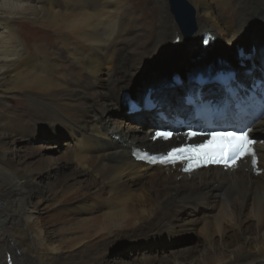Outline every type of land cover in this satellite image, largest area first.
<instances>
[{"label": "bare ground", "instance_id": "1", "mask_svg": "<svg viewBox=\"0 0 264 264\" xmlns=\"http://www.w3.org/2000/svg\"><path fill=\"white\" fill-rule=\"evenodd\" d=\"M154 1L144 11L149 18L130 35L139 21L130 9L136 0H0V264H103L109 247L126 235L135 241L153 236L143 242L152 245L190 230L200 235L199 249L185 248L171 258L143 254L142 261L123 264H264V140L253 144L255 166L250 156L234 167L210 166L190 175L132 156L135 147L160 153L205 139L188 140L183 128L168 141L152 138L160 127L155 124L165 121L160 112L170 123L193 114L187 95L198 93L204 101L222 94L233 105L228 87L242 94L240 84L264 85V42L258 37L264 0H190L201 29L190 47L205 32L224 46L249 37L234 55L237 80L229 86L170 81L164 87L150 80L144 97L153 106L129 109L123 121L140 123L119 127L111 111L126 105L137 73L174 52L169 39L177 28L169 2ZM19 19L35 22L48 41H26ZM155 30L157 36L149 37ZM186 48L173 57L170 71L211 64L209 55L199 53L202 47L180 65ZM220 63L226 67L211 79L234 70L228 59ZM10 97L17 101L11 104ZM40 116L71 131L75 145L70 172H58L46 190L36 179L49 167L25 171L26 156L11 147L32 136L30 121ZM253 122V131H264V115Z\"/></svg>", "mask_w": 264, "mask_h": 264}, {"label": "rangeland", "instance_id": "2", "mask_svg": "<svg viewBox=\"0 0 264 264\" xmlns=\"http://www.w3.org/2000/svg\"><path fill=\"white\" fill-rule=\"evenodd\" d=\"M190 1V0H189ZM191 2V1H190ZM136 4L131 6L130 9L135 11V15L139 16V21H136L133 24V28L129 32V34H133L144 25V21H146L149 16L144 13L146 10H150L155 7L156 3L154 0H136ZM192 3V2H191ZM170 10V8H169ZM25 19H19L17 21V26L24 30L25 39L29 43H34L37 41H48L46 38H43L41 34L37 32V24L35 22L31 24H27ZM128 21V20H127ZM26 23V24H23ZM151 25V24H150ZM264 25V24H262ZM261 25V26H262ZM153 26V25H152ZM264 30V29H263ZM156 31V30H155ZM147 34L149 37L155 38L157 36V31L155 33L148 31ZM142 38H146V36H142ZM51 42V41H50ZM264 42V39L261 40ZM147 47V46H146ZM203 47V37L200 36L198 38V42L192 45L190 48H186L185 57L180 60V65L184 66L190 62L189 59L193 56L195 52L200 50ZM253 48V46H252ZM103 57V56H102ZM105 59V56L103 57ZM256 66V65H255ZM243 71H240L242 73ZM185 82H181L184 84ZM192 83H196L192 81ZM173 85L172 83H169ZM169 84H165L161 87L167 86ZM191 84V82L187 83ZM145 88L138 89L135 93L141 99H144ZM207 97V96H206ZM213 98V97H212ZM8 101L12 104L17 100L13 98H8ZM120 103L121 100H120ZM128 105H122V108H118L117 114L111 111L114 115V118H117L120 126L131 127L140 123L139 119L132 120L130 123L123 121L124 116L121 115L125 112L127 114H132L129 111ZM144 109V108H143ZM116 111V110H115ZM137 111V110H136ZM136 113V112H134ZM139 113V112H138ZM106 116V115H105ZM43 117H37L34 120L30 121V125L35 127V130L31 137L27 139H17V141L11 145L15 148L19 153L25 155V164L27 165L24 168L25 171L32 169H39L49 167L48 172H44L43 175L37 177V185L42 189L46 190L51 182H53L57 177V173H69L71 170V159L72 154L75 149L74 145V137L68 129H65L62 124L55 121H48L42 119ZM171 123L168 121H164V124L156 123L155 126L160 127H171ZM49 126V127H48ZM67 130V131H66ZM254 133H258L260 137L256 139L264 140V131L255 130ZM54 134V135H53ZM20 140V141H19ZM60 165H63L59 168ZM24 167V165H22ZM46 211H43L45 214ZM153 237V236H152ZM152 237L141 238L142 241H135L131 239L129 236H125V238L118 239L115 241L108 249V254L106 260L103 264H123L126 262H140L142 261V255L147 254L148 256H152L151 258L158 257H173L175 253H178L180 250L185 248L199 249L200 246V235L195 230L185 231L184 234H181L175 240L169 241H160L154 243L152 245L143 244L146 243L147 240ZM143 244V245H142ZM149 247H153V250L150 251ZM196 251V250H194Z\"/></svg>", "mask_w": 264, "mask_h": 264}, {"label": "water", "instance_id": "3", "mask_svg": "<svg viewBox=\"0 0 264 264\" xmlns=\"http://www.w3.org/2000/svg\"><path fill=\"white\" fill-rule=\"evenodd\" d=\"M168 2L173 17V23L177 28L176 33H172L169 39V44L174 48V52L171 54L170 59L161 61L154 69L145 68L137 73L136 80H133L131 84L132 92L126 93L127 97L125 98L124 104H127L129 100L142 102L143 99L138 97L135 92L150 80H153L154 85L163 86L170 81L174 82L181 80L188 83L203 77L211 79L213 77L211 75L213 71L226 67V63H220L225 59L229 60L230 64L227 65H231L235 71L240 69L239 61L234 58V55L237 53L239 47L247 44L249 37L243 36L242 39L231 42L228 46H224L216 35L205 32L202 34L203 50L199 53L207 57L209 55L211 64H209V62L206 64L205 62H197L180 71H172V69L170 71L169 63L172 62L171 60H173V57L178 59L180 57V50L190 47L191 43L195 41L199 34L201 35V29L198 26L197 11L193 3L189 0H168ZM258 37L264 39V30ZM241 51H245V49L240 48L239 54ZM250 51H252V47L246 49L247 53H250ZM251 136L253 139H258L260 137L258 133H254Z\"/></svg>", "mask_w": 264, "mask_h": 264}, {"label": "snow or ice", "instance_id": "4", "mask_svg": "<svg viewBox=\"0 0 264 264\" xmlns=\"http://www.w3.org/2000/svg\"><path fill=\"white\" fill-rule=\"evenodd\" d=\"M188 135L196 136L197 133L189 132ZM212 139L207 142V147L218 149L220 152L219 158L210 157L208 153H196L195 155L200 159H212L214 162L223 163L226 167L236 166V161L246 155H251L252 164L257 163L256 154L252 147L255 141L251 140L247 132H212L210 133ZM173 133L170 131L157 132L156 137L165 139L171 138ZM155 138V137H154ZM205 144L189 145L181 148H173L170 152L165 154L162 159L164 162L173 161L175 158L182 156L186 151L193 149H204ZM193 157H188L192 159ZM155 159V158H153ZM186 171L188 169H185Z\"/></svg>", "mask_w": 264, "mask_h": 264}]
</instances>
